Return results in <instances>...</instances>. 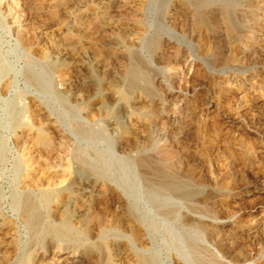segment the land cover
Masks as SVG:
<instances>
[{"label": "rangeland", "instance_id": "rangeland-1", "mask_svg": "<svg viewBox=\"0 0 264 264\" xmlns=\"http://www.w3.org/2000/svg\"><path fill=\"white\" fill-rule=\"evenodd\" d=\"M110 1L107 30L98 0H0V264H140L142 254L156 264H199L193 245L223 264L246 252L253 262L239 264H264V0ZM75 22L91 26V37ZM108 37L131 48L149 76L134 91L121 84L131 61ZM84 48L105 72L78 56L54 72L41 60ZM96 72L104 102L117 77L128 96L116 110L129 127L118 135L96 121L99 100L86 113L61 96L79 87L92 94ZM76 163L97 186L93 212L76 227L86 235L71 245L33 241L16 196L30 193L44 224L59 227L69 191L56 190ZM159 168L188 181L196 197L161 188L151 172Z\"/></svg>", "mask_w": 264, "mask_h": 264}, {"label": "bare ground", "instance_id": "bare-ground-1", "mask_svg": "<svg viewBox=\"0 0 264 264\" xmlns=\"http://www.w3.org/2000/svg\"><path fill=\"white\" fill-rule=\"evenodd\" d=\"M46 1V0H45ZM96 1V0H95ZM123 1V0H122ZM129 1V0H128ZM52 2V1H51ZM54 2V1H53ZM111 1L110 0H98V5H101V8H97L98 9H102V10H98V12H96V16L99 17V18H102V21H105L106 23H108L107 25V30H109L111 28V23L110 21L107 19V16L104 14L103 12V8H105ZM48 3V2H47ZM56 3V1H55ZM126 4V3H124ZM87 5V3H86ZM113 5V4H112ZM1 6V5H0ZM80 7V6H79ZM83 7V6H82ZM85 7V6H84ZM88 7V5H87ZM107 8V7H106ZM45 9V8H44ZM78 9V8H77ZM81 9V8H80ZM84 9V8H83ZM82 9V10H83ZM95 9V8H94ZM109 9V8H108ZM42 10V9H41ZM46 10V9H45ZM44 10V11H45ZM88 11V10H87ZM92 11V10H91ZM97 11V10H96ZM84 12V10H83ZM89 13V12H88ZM87 13V14H88ZM111 13V12H110ZM74 15H76L75 13H72ZM78 14V13H77ZM81 14V12H80ZM93 14V13H92ZM73 15V16H74ZM84 15V14H83ZM89 15V14H88ZM69 16V14H68ZM73 16L71 18H73ZM81 16V15H80ZM75 17V16H74ZM69 18V17H67ZM77 18V17H76ZM96 18V17H95ZM82 19V18H81ZM76 20V19H75ZM79 20V19H78ZM117 20V19H116ZM115 20V21H116ZM70 21V20H69ZM61 22V21H60ZM78 22V21H77ZM75 22V23H77ZM74 23V24H75ZM104 23V22H103ZM102 23V24H103ZM118 23V22H117ZM78 24V30L79 32H81L82 34L85 33V35L87 34L89 37L90 36V32H89V28H91V26L89 27L88 24H86L85 22H80V23H77ZM114 24V23H113ZM55 25V24H54ZM104 25V24H103ZM116 25V24H115ZM114 25V26H115ZM64 25H61L58 26L60 28H62ZM113 26V27H114ZM119 27V26H118ZM21 29V28H20ZM55 29V28H54ZM65 29V28H64ZM127 29V28H126ZM74 30V29H73ZM124 30V29H123ZM128 30V29H127ZM130 30V29H129ZM51 32V31H50ZM66 32V31H65ZM77 32V31H76ZM104 32V31H103ZM108 32V31H107ZM114 32V31H113ZM112 32V33H113ZM57 33V32H56ZM129 33V32H128ZM105 34V32H104ZM130 34V33H129ZM94 35V34H93ZM103 35V34H101ZM106 35V34H105ZM113 35V34H112ZM107 36V35H106ZM114 36V35H113ZM51 37V36H50ZM73 37V36H72ZM81 37V36H80ZM97 37V36H96ZM117 37V36H115ZM128 37V35H127ZM130 37V35H129ZM75 38V37H74ZM82 38V37H81ZM103 38V37H102ZM54 39V38H53ZM86 39V38H85ZM96 39V38H95ZM128 39V38H127ZM81 40V39H80ZM83 40V39H82ZM93 40V39H91ZM97 40V39H96ZM104 40H105V37H104ZM141 40V37L140 36H136L132 39V43L133 44H136L138 42H140ZM73 41V40H72ZM85 41V40H84ZM90 41V40H89ZM94 41V40H93ZM50 42V41H49ZM106 42L109 44V45H112L114 47H117L121 52L120 53H123L127 58L128 60L130 59V64L127 68V71H126V74L125 76L122 78L121 76V84H123L124 86H126L128 92H131V91H134L136 88H138L137 86V83L138 81L141 79V78H146L149 80V76L148 74L142 70L141 68V64L139 65V63L137 64L134 60H133V53L131 52V48L127 47V46H124L122 45L121 42L115 40V38H107L106 39ZM105 42V43H106ZM89 43V42H88ZM84 44V42H83ZM106 45V44H104ZM74 46V45H73ZM82 46V45H81ZM52 47V46H51ZM83 47V46H82ZM110 48V47H109ZM82 49V48H81ZM77 53V54H70L69 52H60L58 53L56 56H55V59L54 61L52 62L51 60V56L49 57L48 55H44L42 57V61L47 65L49 66L52 71L56 70L58 71L60 67L66 65L67 62L71 61V60H74L75 57L77 58L80 57L81 60L83 59H91L93 60V62L96 64V66L98 67V71H102V72H105L106 70L103 68V65L100 64V62H98L97 58L92 54V53H87V51L85 52L84 50H86V48H84L83 50H81ZM113 50V49H112ZM117 50V49H116ZM48 51V50H47ZM75 52V51H74ZM55 53V52H54ZM72 53V52H71ZM56 54V53H55ZM54 54V55H55ZM42 55V54H41ZM119 55V54H118ZM136 58V57H135ZM100 59V58H99ZM87 60V61H88ZM79 61V60H78ZM80 62V61H79ZM90 62V61H89ZM69 64V63H68ZM80 64V63H79ZM77 64V65H79ZM105 64V63H104ZM74 65V64H72ZM84 67L85 68H88V65H86V63H83ZM102 65V66H101ZM70 66V65H69ZM79 67V66H78ZM83 67V66H82ZM96 67H94L95 69ZM58 69V70H57ZM80 69V68H79ZM53 71V72H54ZM86 71V70H85ZM90 71V70H88ZM112 72V71H110ZM90 73V72H89ZM114 73V72H113ZM112 73V74H113ZM102 74V73H101ZM106 74V73H104ZM111 74V73H110ZM120 74V73H119ZM86 75V74H85ZM88 75V74H87ZM91 75V74H90ZM89 76V75H88ZM102 76V75H101ZM114 77V75H113ZM116 77V76H115ZM83 78V77H82ZM98 78H100V73L99 72H96L94 74V78L91 77L88 81V83L90 82L91 84H95L94 87H96V89L94 90V92L92 94H84L83 91L81 90V88L79 87L78 90L76 92H74L71 96H66L65 94L61 93V96L64 98V99H67V102L69 104H71L72 106L74 107H77V108H81L83 109L84 111L83 112H88L90 111L89 110V103L91 100H99L100 101V105L98 107V115L97 117L95 118L96 121H102V122H105V123H108L111 125V129H112V132L113 134L115 135H118L119 133H122V131L125 130V127L128 126L126 125V122L125 120L122 118L120 119V117L117 115V110L116 108H118L117 106L119 105V103H121L122 101L124 102L127 101V95L125 94H122L120 91H118V83L120 82V80H118L116 78V80H118L119 82L117 83V81L115 80V82L113 84H111V86L107 88L108 89V96L110 99V102H104L103 99L105 97L104 93L101 94V90L98 88ZM102 78V77H101ZM112 78V77H110ZM75 79V78H74ZM88 79V78H87ZM113 79V78H112ZM106 80V79H105ZM110 80V79H109ZM79 81V80H78ZM81 81V80H80ZM102 81V80H101ZM104 81V80H103ZM87 82V81H86ZM112 82V81H111ZM74 83V82H73ZM85 83V82H84ZM110 84V83H108ZM120 84V83H119ZM85 85V84H84ZM90 85V84H89ZM103 85V83H102ZM72 86V85H71ZM75 86V85H74ZM83 86V85H81ZM66 87V86H65ZM76 87V86H75ZM104 87V86H103ZM69 89V88H67ZM83 89V88H82ZM93 89V88H92ZM75 91V90H74ZM130 94V93H129ZM133 94V93H132ZM107 100V99H106ZM105 100V101H106ZM91 106V105H90ZM15 111V110H14ZM94 111V110H93ZM93 113V112H92ZM96 113V114H97ZM15 114L17 115L16 116V119L18 118L19 114H18V111L17 113L15 112ZM95 114V113H94ZM93 115V114H92ZM91 115V117H92ZM88 116V115H87ZM86 117V116H85ZM127 117V116H126ZM21 118V117H20ZM128 118V117H127ZM38 119V118H37ZM36 119V120H37ZM94 119V118H93ZM129 119V118H128ZM94 121V120H93ZM21 123V121H19ZM17 123V122H16ZM19 124V123H18ZM128 124V123H127ZM32 125V124H31ZM30 126V125H29ZM109 126V125H108ZM28 127V126H27ZM129 127V126H128ZM127 128V127H126ZM128 129V128H127ZM32 130V129H31ZM56 133V132H55ZM58 136V135H57ZM43 140V139H42ZM1 143V142H0ZM2 147V146H1ZM0 147V148H1ZM141 147V146H140ZM33 156V155H32ZM39 156V155H38ZM28 157V156H27ZM26 157V159H27ZM30 157V156H29ZM35 158V157H34ZM37 158V157H36ZM146 158V157H145ZM142 159H144L142 157ZM149 160V159H148ZM27 163V161H25ZM151 162V161H150ZM156 162V161H155ZM40 163V162H39ZM42 164V163H41ZM79 165V163H76ZM142 164V163H140ZM44 165V164H43ZM154 165V164H153ZM25 166V165H24ZM145 166V165H143ZM149 166V165H148ZM78 167V166H77ZM147 167V166H146ZM150 167V166H149ZM160 167V166H159ZM27 168L30 169V171H32L31 169L32 166H31V163H27ZM56 168V167H55ZM64 168V167H63ZM70 168V167H69ZM152 168V167H151ZM157 168V167H156ZM161 168V167H160ZM152 169V175L155 176V177H161L162 179H164L163 183L160 185L161 188L163 189H166V190H170L172 192H174L175 194L181 196V197H184V198H193L195 195H196V191L194 192L187 184V182H185L184 180H181V179H178L177 175L176 174H173V173H170L168 171V169ZM44 169V168H43ZM76 169V168H75ZM74 169V170H75ZM35 170L36 167H35ZM40 170V169H39ZM146 170V169H145ZM34 171V169H33ZM56 171V170H55ZM66 171H71V170H66ZM91 172V169L85 164V163H81L78 167V169L76 171H74L72 173V177H71V180L67 183V185L65 187H62V189H58L56 191L58 192H62L64 191H69L68 192V196H67V201L65 204H63V209H64V212H65V216L59 221V224L57 228H52V227H48L44 224L42 217L40 215V203L38 201H36L33 196L30 195V193L28 192H24L23 194H19L18 196H16V207L17 209L23 213L25 215V221H26V224L29 228V232L31 234V239L33 241H37L39 239H46L47 237L50 238L51 236V239H53V237H56L58 238L60 241H63L62 243L65 244H68V245H71L69 244L68 242L70 243H73L77 240V238H81V237H84L86 235V231H78L76 230V227L77 226H80V229L82 226H85V221L87 220V218L89 217L90 213H91V209H92V203H93V200L96 196V191H97V186L95 185L94 180L92 179V175L88 172ZM263 171H264V167H263ZM72 172V171H71ZM148 172V171H147ZM260 172V171H259ZM37 173V172H36ZM92 173V172H91ZM264 173V172H263ZM40 175V174H39ZM94 175V174H93ZM151 175V176H152ZM149 176V175H148ZM264 176V175H263ZM95 177V176H94ZM96 178V177H95ZM149 178V177H147ZM181 178V176H180ZM184 178V177H183ZM38 179V178H37ZM153 180V179H151ZM156 181V180H155ZM35 182V181H34ZM65 183V184H66ZM156 183V182H155ZM34 184V183H33ZM97 184V183H96ZM158 185V184H156ZM63 186V184H62ZM60 187V186H59ZM27 188V187H26ZM55 188V187H54ZM57 188V186H56ZM25 189V188H24ZM29 189V188H28ZM108 189V188H107ZM26 191V190H25ZM28 191V190H27ZM46 193V192H45ZM44 193V194H45ZM40 194V193H39ZM51 194V193H50ZM61 194V193H60ZM98 194V193H97ZM56 195V194H55ZM58 195V193H57ZM56 195V196H57ZM43 196V195H42ZM48 195L46 194L45 197H47ZM54 196V195H53ZM199 196V195H198ZM258 196V195H257ZM35 197V196H34ZM52 197V196H51ZM61 197V196H59ZM196 197V196H195ZM43 198V197H42ZM53 198V197H52ZM46 199V198H45ZM50 200V199H48ZM66 200V199H65ZM42 201V200H41ZM260 205V204H259ZM94 206V205H93ZM57 208V207H56ZM253 208V207H252ZM94 209V208H93ZM93 212V211H92ZM174 211H168V214H173ZM263 212V211H262ZM132 213V212H131ZM133 214V213H132ZM22 216V215H21ZM61 216V214H60ZM92 216V215H91ZM134 216V215H133ZM132 216V217H133ZM218 216V215H217ZM2 217V216H0ZM129 217V216H128ZM219 217V216H218ZM57 219V218H56ZM91 220V219H90ZM47 221V220H46ZM49 221V220H48ZM4 222V221H3ZM132 222V221H131ZM5 224V223H4ZM56 225V223H55ZM6 226V225H5ZM89 226V225H88ZM1 227V226H0ZM27 228V227H26ZM27 228V229H28ZM78 228V227H77ZM83 228V227H82ZM85 228V227H84ZM98 228V227H97ZM103 228V227H102ZM106 229V228H105ZM215 229V228H214ZM6 230V229H4ZM3 230V231H4ZM83 230V229H82ZM87 230V229H85ZM8 231V230H7ZM1 232V231H0ZM107 232V231H106ZM4 234V233H3ZM6 234V233H5ZM102 234V233H101ZM248 234V233H246ZM11 236V234H10ZM30 236V235H29ZM259 236L261 237V233H259ZM12 237V236H11ZM14 237V236H13ZM95 237V236H94ZM100 237V236H99ZM259 237V238H260ZM10 238V237H9ZM11 240V239H10ZM48 240V239H47ZM50 240V239H49ZM54 240V239H53ZM261 240L262 242L264 243V237H261ZM79 241V240H77ZM84 241V240H82ZM11 242V241H10ZM9 242V243H10ZM14 242V241H13ZM11 242V244L13 243ZM49 242V241H48ZM6 243V241H5ZM45 243V242H44ZM80 243V241H79ZM87 243V242H86ZM99 243V241H98ZM8 244V243H7ZM41 244V243H40ZM78 244V243H77ZM75 244V245H77ZM106 244V243H105ZM34 245V244H33ZM43 245V243H42ZM58 245V244H57ZM85 245V244H84ZM83 245V246H84ZM105 246L104 244H101L100 246L102 247ZM261 245V244H260ZM4 246V245H2ZM61 246V245H60ZM64 246V245H63ZM81 245H79L80 247ZM92 246V245H91ZM99 246V247H100ZM8 247V246H7ZM71 247V246H70ZM69 247V248H70ZM76 247V246H75ZM102 247V249H103ZM72 248V247H71ZM74 248V247H73ZM77 248H78V245H77ZM88 248H91V247H88ZM192 248L196 251V253L199 254V256H196L197 258V261L199 262V264H204V262L207 264V263H212V264H223L221 263L220 261H217V260H214L213 258L211 259V257L207 258L206 257H203L202 258V253L203 250L201 248H198L197 246L193 245ZM1 249V247H0ZM30 249V248H29ZM38 249V248H37ZM79 249V248H78ZM82 249V248H81ZM84 249H87V248H84ZM93 249V247H92ZM99 249V248H98ZM201 249V250H200ZM31 250H32V247H31ZM59 250V249H58ZM66 250V249H65ZM72 250V249H71ZM101 250V249H100ZM95 251V250H94ZM102 251V250H101ZM105 251V250H104ZM249 251V250H248ZM59 252V251H58ZM76 252V251H75ZM194 252V251H193ZM60 253V252H59ZM33 254V253H32ZM36 254V253H35ZM47 254V253H45ZM228 254V253H227ZM253 254V253H252ZM196 255V254H195ZM204 255V254H203ZM211 255V254H210ZM70 256V255H69ZM141 257H139V263L140 264H156V262L153 260V259H150L148 257H144L143 254L142 255H139ZM146 256V255H145ZM32 257V255L30 256V258ZM68 257V256H67ZM240 257V256H239ZM23 258V257H22ZM65 258V257H64ZM215 258V257H214ZM257 258V257H256ZM10 259V258H9ZM28 259L29 257H27L25 261L26 264H28ZM32 259V258H31ZM11 260V259H10ZM66 260V259H65ZM74 260V264H83L82 261L83 260H78V259H73ZM253 260V256L251 254H248L247 252L245 254H243V256L240 258H236V262H238L237 264L239 263H246V262H250ZM31 261V260H29ZM41 261V260H40ZM44 261V258L42 259V263L41 264H44L43 263ZM48 261V260H47ZM70 262V261H69ZM202 262V263H200ZM253 262V261H252ZM21 263V261H20ZM30 263V262H29ZM35 263V262H34ZM105 263V262H104ZM135 263V262H134ZM31 264V263H30ZM63 264V263H62ZM65 264V263H64ZM86 264V263H85Z\"/></svg>", "mask_w": 264, "mask_h": 264}]
</instances>
